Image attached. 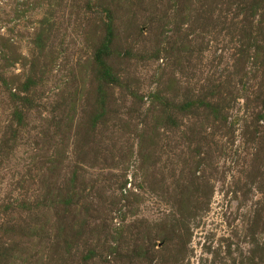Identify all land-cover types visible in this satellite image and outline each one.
Here are the masks:
<instances>
[{
	"label": "rangeland",
	"instance_id": "rangeland-1",
	"mask_svg": "<svg viewBox=\"0 0 264 264\" xmlns=\"http://www.w3.org/2000/svg\"><path fill=\"white\" fill-rule=\"evenodd\" d=\"M0 264H264V0H0Z\"/></svg>",
	"mask_w": 264,
	"mask_h": 264
},
{
	"label": "trees",
	"instance_id": "trees-1",
	"mask_svg": "<svg viewBox=\"0 0 264 264\" xmlns=\"http://www.w3.org/2000/svg\"><path fill=\"white\" fill-rule=\"evenodd\" d=\"M110 32H111V30H110ZM110 45H111L110 38H108V39L106 38V41L100 45V47L98 48V50L95 54L96 61L105 66V68H104L105 73H103L104 69L102 70V73H101V78H103V79H109V77L112 78L111 67L109 66L107 59H106V57L110 53Z\"/></svg>",
	"mask_w": 264,
	"mask_h": 264
}]
</instances>
